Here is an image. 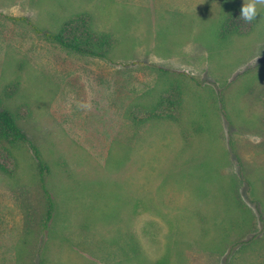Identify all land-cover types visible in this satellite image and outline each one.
<instances>
[{
    "label": "rangeland",
    "instance_id": "1",
    "mask_svg": "<svg viewBox=\"0 0 264 264\" xmlns=\"http://www.w3.org/2000/svg\"><path fill=\"white\" fill-rule=\"evenodd\" d=\"M243 2L0 0V96L55 203L45 227L33 150L0 155V264H264V5L220 32ZM82 11L117 35L109 58L46 36ZM173 81L181 121L137 126Z\"/></svg>",
    "mask_w": 264,
    "mask_h": 264
},
{
    "label": "trees",
    "instance_id": "2",
    "mask_svg": "<svg viewBox=\"0 0 264 264\" xmlns=\"http://www.w3.org/2000/svg\"><path fill=\"white\" fill-rule=\"evenodd\" d=\"M240 11L229 12L222 18L220 32L223 36L230 34H243L241 24H233L239 17ZM253 25H251L252 29ZM46 36L61 47L87 56L107 59L111 52L118 45L117 35L110 31L99 30L95 27L93 15L89 11L76 12L68 16L62 23L60 29L55 32H47ZM21 81L17 77L9 84L4 91V95L11 97L20 89ZM3 97L0 96V155L6 159L14 160L17 163V151L23 146H29L37 160L40 169L41 180L44 183V170L48 168L43 160L38 147L34 144L28 134L23 130L19 123L20 113L14 111L3 104ZM142 100V99H141ZM183 89L178 81H173L163 87L157 97L150 101L137 100L129 108V117L137 125L141 126L151 120H173L181 121L183 109ZM188 133L185 139L188 140ZM0 167L4 166L0 163ZM46 195L47 210L42 219L46 227L53 217L55 203L50 191L43 184ZM260 213V220L264 226V216Z\"/></svg>",
    "mask_w": 264,
    "mask_h": 264
},
{
    "label": "clouds",
    "instance_id": "3",
    "mask_svg": "<svg viewBox=\"0 0 264 264\" xmlns=\"http://www.w3.org/2000/svg\"><path fill=\"white\" fill-rule=\"evenodd\" d=\"M258 4L264 5V0H244L239 17L245 22L256 20L258 13L260 14Z\"/></svg>",
    "mask_w": 264,
    "mask_h": 264
}]
</instances>
